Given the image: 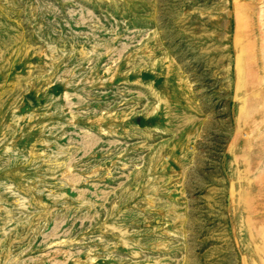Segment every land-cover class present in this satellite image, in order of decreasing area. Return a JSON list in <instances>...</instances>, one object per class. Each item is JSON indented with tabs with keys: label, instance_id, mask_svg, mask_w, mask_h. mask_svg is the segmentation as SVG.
Listing matches in <instances>:
<instances>
[{
	"label": "rangeland",
	"instance_id": "1",
	"mask_svg": "<svg viewBox=\"0 0 264 264\" xmlns=\"http://www.w3.org/2000/svg\"><path fill=\"white\" fill-rule=\"evenodd\" d=\"M0 264H264V0H0Z\"/></svg>",
	"mask_w": 264,
	"mask_h": 264
}]
</instances>
